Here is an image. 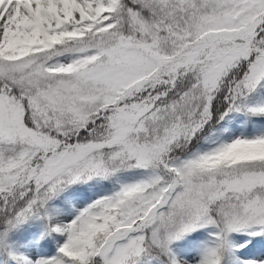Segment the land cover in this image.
Segmentation results:
<instances>
[{
  "label": "snow or ice",
  "instance_id": "obj_1",
  "mask_svg": "<svg viewBox=\"0 0 264 264\" xmlns=\"http://www.w3.org/2000/svg\"><path fill=\"white\" fill-rule=\"evenodd\" d=\"M262 90L264 0H0V264H264Z\"/></svg>",
  "mask_w": 264,
  "mask_h": 264
},
{
  "label": "rangeland",
  "instance_id": "obj_2",
  "mask_svg": "<svg viewBox=\"0 0 264 264\" xmlns=\"http://www.w3.org/2000/svg\"><path fill=\"white\" fill-rule=\"evenodd\" d=\"M261 94H264V90H262ZM223 123V122H222ZM260 125L258 124H250L249 118L245 117L243 114H232L231 118L228 120V122L225 124V129L223 135L225 137L229 136L230 134L232 136H239V135H250L252 133V130L254 128H259ZM203 147H206L207 145H201ZM140 174L139 170H133L128 173L122 174L123 179H133L138 177ZM113 186L111 181L108 180H101L99 181L93 188L88 189V194L95 198L99 195H104L106 192ZM29 230V226L25 225L24 229L21 230V232L18 234V239L21 242L20 251L24 252L25 254L29 253L30 251H35V249H30L27 244L24 242V236L26 231ZM194 237L196 236L195 233L192 234ZM204 237L200 236L197 237L195 240H190L189 238H185V240H181L177 242L178 249L181 251V254L184 253V251L190 246L198 244L200 240H202ZM41 243H43L41 241ZM56 251L55 242H53L52 245L48 246L47 252L48 254H52ZM254 255H259V251H255L254 253H251ZM189 255H195V249L193 248L191 251H189Z\"/></svg>",
  "mask_w": 264,
  "mask_h": 264
}]
</instances>
